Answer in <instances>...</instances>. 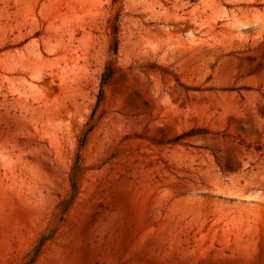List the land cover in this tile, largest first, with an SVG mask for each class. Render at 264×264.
Instances as JSON below:
<instances>
[{"label": "rangeland", "instance_id": "1", "mask_svg": "<svg viewBox=\"0 0 264 264\" xmlns=\"http://www.w3.org/2000/svg\"><path fill=\"white\" fill-rule=\"evenodd\" d=\"M40 242L32 264H264V0H0V264Z\"/></svg>", "mask_w": 264, "mask_h": 264}, {"label": "trees", "instance_id": "2", "mask_svg": "<svg viewBox=\"0 0 264 264\" xmlns=\"http://www.w3.org/2000/svg\"><path fill=\"white\" fill-rule=\"evenodd\" d=\"M118 2V0H112V4H116ZM111 35H112V40H111V45H110V53L112 54V56H115L117 53V45H118V38H117V34H118V26H117V17L114 18V21L111 24ZM115 73V68L112 66L111 62L107 63L106 66L104 67V70L101 74L100 77V90H99V94H98V98L96 101V105H95V109L97 108V106L99 105V103L101 102V97H102V88L107 85L109 83V81L111 80L112 76ZM95 111V110H94ZM94 111L92 112V114L90 115V121H92L93 115H94ZM88 128L84 134L83 137V141H81V147L82 145H84L85 141H86V136L88 135V133H90L93 129L92 125H89L88 123ZM74 186L75 184L72 183V196H74ZM70 200L65 204L64 206V211L68 208V205L70 204ZM42 242H40L35 248L34 250H32L28 261H26L24 264H32L35 260V258L38 255L39 252V248L41 246Z\"/></svg>", "mask_w": 264, "mask_h": 264}]
</instances>
